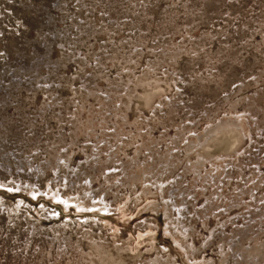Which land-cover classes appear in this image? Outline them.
<instances>
[{
	"label": "rangeland",
	"instance_id": "rangeland-1",
	"mask_svg": "<svg viewBox=\"0 0 264 264\" xmlns=\"http://www.w3.org/2000/svg\"><path fill=\"white\" fill-rule=\"evenodd\" d=\"M0 264H264V0H0Z\"/></svg>",
	"mask_w": 264,
	"mask_h": 264
},
{
	"label": "trees",
	"instance_id": "trees-1",
	"mask_svg": "<svg viewBox=\"0 0 264 264\" xmlns=\"http://www.w3.org/2000/svg\"><path fill=\"white\" fill-rule=\"evenodd\" d=\"M30 31H31L30 35H32V31H33V27L32 26H30ZM12 195H15V194H12Z\"/></svg>",
	"mask_w": 264,
	"mask_h": 264
}]
</instances>
